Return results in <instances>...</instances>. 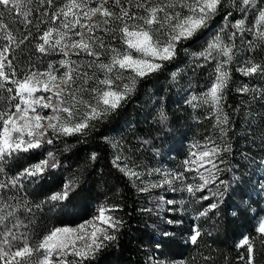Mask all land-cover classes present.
Segmentation results:
<instances>
[{
    "label": "snow or ice",
    "instance_id": "1",
    "mask_svg": "<svg viewBox=\"0 0 264 264\" xmlns=\"http://www.w3.org/2000/svg\"><path fill=\"white\" fill-rule=\"evenodd\" d=\"M206 35L204 45L189 54L190 63L211 66L212 74L205 90L186 103L207 105L205 119L214 118L218 135L194 143L180 170L155 169L150 184L138 165H129L121 154L112 159V167L138 193H179V201L157 195L168 212L183 210L178 203L193 207V221L211 219L230 186L221 167L231 152L226 139L230 119L222 101L233 64L243 77L264 75V63L241 62L239 55L245 47V56L257 45L264 49V0H0V264H96L114 246L125 221L121 206L107 200L87 220L35 232L37 213L56 211L79 188L75 174L39 202L28 199V188L64 166L60 156L72 149L69 138L87 143L141 81L164 71L181 50L188 52ZM48 57L58 59H41ZM177 75L171 73L173 81ZM236 91L244 95L249 87ZM160 117L166 119L165 113ZM101 139L114 150L120 147ZM97 158L95 151L87 157L92 163ZM21 160L31 162L20 165ZM181 223V217L163 220L161 234L171 236L167 226ZM205 234L211 235L194 223L185 243L198 248ZM257 244L264 247V216L235 245L244 264H256Z\"/></svg>",
    "mask_w": 264,
    "mask_h": 264
},
{
    "label": "trees",
    "instance_id": "2",
    "mask_svg": "<svg viewBox=\"0 0 264 264\" xmlns=\"http://www.w3.org/2000/svg\"><path fill=\"white\" fill-rule=\"evenodd\" d=\"M19 27L23 29V25ZM206 40L207 35L192 44L188 52L181 50L164 71L141 81L127 102L99 125V131L87 137V143H77L75 137L69 138L73 147L60 156L64 166L58 172L50 173L49 178L30 185L27 196L30 201L39 202L51 191L58 190L60 183L73 174L78 177L80 186L56 211L46 210V215L37 213L36 233L52 226L75 225L87 220L99 203L107 200L121 206L123 211L119 215L125 226L114 246L102 252L96 264H155L157 260H163L165 264H179L181 260L185 264H244L240 259L242 250L235 245L242 235L253 232L257 217L264 216V189L257 187L259 182L264 184V75L243 77L234 71L237 65H232V80L222 101L230 119L226 139L231 152L225 155V164L221 167L225 169L224 178L230 186L215 214H209L211 219L193 221V207L184 208L179 203L176 208L183 210L168 212L157 193L177 201L181 199L179 193L164 189L138 193L133 183L112 167L114 155L121 154L129 165L139 166L136 170L143 174L144 182L150 184L156 180L155 169L180 170L194 143L203 142L205 136L218 135L219 129L212 128L214 118L205 119L210 115L208 106L194 108L186 103L192 95L205 90L212 74L211 66L198 68L190 63L189 54L198 51ZM248 52L245 47L239 53L241 62L251 58L264 63V49L259 45L245 56ZM41 59L46 63L48 59L58 57ZM172 72L178 73L175 81ZM245 84L249 92L241 95L236 88ZM161 112L165 113L166 119H161ZM102 136L120 147L114 150L101 139ZM92 151L98 153L94 163L87 159ZM28 162L31 161L19 163ZM149 172L153 175H148ZM208 195L211 197V192ZM157 204H160L159 208ZM144 208L152 211H141ZM175 217H181L182 223L168 225L173 234L163 236V220ZM194 223H198L205 233H211L203 236L198 248L185 243ZM205 256L212 259L205 261ZM256 264H264V247L259 244L256 246Z\"/></svg>",
    "mask_w": 264,
    "mask_h": 264
},
{
    "label": "rangeland",
    "instance_id": "3",
    "mask_svg": "<svg viewBox=\"0 0 264 264\" xmlns=\"http://www.w3.org/2000/svg\"><path fill=\"white\" fill-rule=\"evenodd\" d=\"M262 177L264 178V171H263V173H262ZM261 185H264V184L259 182V185H258L257 187H258L259 189H262V188H261ZM262 190H263V189H262Z\"/></svg>",
    "mask_w": 264,
    "mask_h": 264
}]
</instances>
